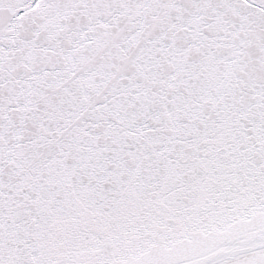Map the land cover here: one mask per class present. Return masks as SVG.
<instances>
[{"label":"snow or ice","instance_id":"obj_1","mask_svg":"<svg viewBox=\"0 0 264 264\" xmlns=\"http://www.w3.org/2000/svg\"><path fill=\"white\" fill-rule=\"evenodd\" d=\"M0 264H264V0H0Z\"/></svg>","mask_w":264,"mask_h":264}]
</instances>
